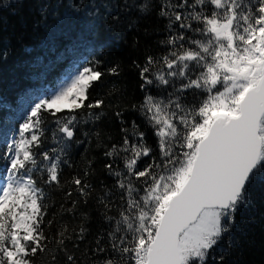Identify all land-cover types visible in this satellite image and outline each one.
<instances>
[{
  "label": "snow or ice",
  "instance_id": "snow-or-ice-1",
  "mask_svg": "<svg viewBox=\"0 0 264 264\" xmlns=\"http://www.w3.org/2000/svg\"><path fill=\"white\" fill-rule=\"evenodd\" d=\"M124 7L147 14L151 5L150 0H125ZM174 9L190 11L184 15ZM160 15L169 19V29L175 25L179 31L161 42L169 46L166 55L149 56L140 75L147 85L165 91L173 88L165 99L148 95L141 105L158 138L161 162L137 169V161L151 149L135 126L132 136L139 143H130L125 129L122 146L114 145L106 153L124 154L125 178H145L142 189L131 180L118 181L127 192V208L110 233L119 240L112 248L120 254V261L127 255L134 264H206L227 237V247L213 257L216 264H226L224 252L239 247L233 235L239 230L236 214L252 206L250 186L264 182V0H178L176 4L165 0ZM109 71L115 74L117 68ZM101 76L96 64L86 62L55 90H46L35 102L27 101L22 122L10 128L11 138L4 133L0 144V264H35L37 253L46 251L47 236L41 227L47 213L46 195L39 184L59 187L60 164L67 161L50 155L56 149L43 150L47 131L42 127L43 115L54 118V139L65 144L72 141L76 132L73 114L103 105L102 100L86 104L90 88ZM188 90L203 97L199 104L181 102ZM106 167L112 170V164ZM157 168L159 172L154 171ZM37 172L46 178L38 181ZM74 183L81 186V192L88 187L78 178ZM47 225L51 227L53 221ZM67 232L65 225L57 245H63ZM118 232L124 235L117 237ZM120 261L108 259L104 264Z\"/></svg>",
  "mask_w": 264,
  "mask_h": 264
},
{
  "label": "trees",
  "instance_id": "trees-1",
  "mask_svg": "<svg viewBox=\"0 0 264 264\" xmlns=\"http://www.w3.org/2000/svg\"><path fill=\"white\" fill-rule=\"evenodd\" d=\"M168 2L176 4L178 0ZM164 3L165 0H150L149 11L142 14L125 8V0H0V144L5 132L11 138L12 124L22 122L27 101L35 102L46 90H55L69 73L86 62L96 64L102 72L101 78L90 88L86 104L102 100L103 105L85 107L73 114L76 132L72 141L65 144L54 139V118L43 115L42 127L47 129L43 150L56 149L57 152L50 155H60L67 163L60 164L59 187L39 184L46 195L43 203L47 213L41 227L47 236L44 242L47 249L37 253L35 264L120 261V254L112 248L119 240L110 235L127 208V192L119 187L118 181L131 180L142 189L145 178H125L124 154L107 156L106 153L111 152L114 145L117 149L122 146L125 129L130 143H139V138L132 136L135 126L144 133L143 143L151 149L148 156L137 161V169L143 171L153 162H161L158 138L145 119L141 105L148 95L157 100L165 99L173 88L165 91L155 84L147 85L140 72L149 56L159 59L166 55L169 46L161 42L179 31L175 25L169 29V19L160 15ZM174 10L184 15L190 11ZM113 67L117 68L115 74L109 71ZM158 67L153 66L151 75ZM176 86L179 87V81ZM202 99L198 92L188 90L181 102L192 106ZM62 148L64 152H60ZM107 164H112V170ZM116 171L122 175L117 177ZM35 178L40 181L46 174L42 176L37 172ZM74 178L88 187L81 192ZM249 191L252 206L236 214L239 230L233 235L239 240V247L224 252L226 264H264V182L257 181ZM48 220L53 221L51 227L47 225ZM65 225L69 228L65 234L68 238H64L63 245H57L58 233ZM122 235L123 232L116 233L117 237ZM226 247L227 237L210 254L206 264H216L213 257ZM69 255L72 261H68ZM120 264L134 262L125 255Z\"/></svg>",
  "mask_w": 264,
  "mask_h": 264
}]
</instances>
